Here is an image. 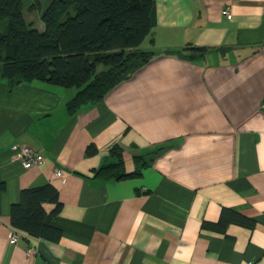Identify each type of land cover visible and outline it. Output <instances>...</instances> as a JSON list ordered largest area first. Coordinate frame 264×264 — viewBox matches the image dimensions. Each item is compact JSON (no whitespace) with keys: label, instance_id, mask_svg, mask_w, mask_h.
Masks as SVG:
<instances>
[{"label":"crops","instance_id":"0c3cea01","mask_svg":"<svg viewBox=\"0 0 264 264\" xmlns=\"http://www.w3.org/2000/svg\"><path fill=\"white\" fill-rule=\"evenodd\" d=\"M51 1L23 0L39 31ZM156 17L152 59L72 113L76 88L32 80L8 90L0 64V264H264V0H156ZM189 45L206 51L177 52ZM15 143L44 161L24 169ZM112 148L141 175L95 176ZM46 183L62 203L57 241L10 225L20 190ZM223 209L253 226H202Z\"/></svg>","mask_w":264,"mask_h":264},{"label":"trees","instance_id":"16d2710c","mask_svg":"<svg viewBox=\"0 0 264 264\" xmlns=\"http://www.w3.org/2000/svg\"><path fill=\"white\" fill-rule=\"evenodd\" d=\"M23 8V0H0L1 77L7 80L8 90L32 80L76 88L66 102L70 113L101 101L154 56L153 47L142 44L153 45L156 0H52L41 14L42 31L26 21ZM205 51L189 45L177 52L196 59ZM95 151L88 145L85 153ZM110 153L114 159L94 170L95 176L121 180L141 175L140 169L124 170L117 148ZM146 163L141 161L140 167ZM5 187L0 179V193ZM46 205L51 208L47 210ZM61 208L52 184L23 188L19 201L10 206V225L19 233L57 241L61 231L52 221ZM229 223L253 226V221L228 209L222 210L218 222L202 226L223 231Z\"/></svg>","mask_w":264,"mask_h":264},{"label":"built area","instance_id":"2783aa9c","mask_svg":"<svg viewBox=\"0 0 264 264\" xmlns=\"http://www.w3.org/2000/svg\"><path fill=\"white\" fill-rule=\"evenodd\" d=\"M222 14L230 17V9L228 6L222 10ZM261 110L264 112V99L261 103ZM11 150L14 152L15 158L19 160L24 169L32 168L44 161L43 155L29 145L15 143L11 145ZM54 173L59 178H62L63 176V171L60 168H55ZM17 240L18 235L16 233L10 234L8 240L10 244L15 243ZM34 252L35 250L33 247L26 249L27 256L33 255Z\"/></svg>","mask_w":264,"mask_h":264},{"label":"rangeland","instance_id":"374dc122","mask_svg":"<svg viewBox=\"0 0 264 264\" xmlns=\"http://www.w3.org/2000/svg\"><path fill=\"white\" fill-rule=\"evenodd\" d=\"M149 43L147 41H145L142 46L146 47ZM147 47H151V46H147Z\"/></svg>","mask_w":264,"mask_h":264}]
</instances>
